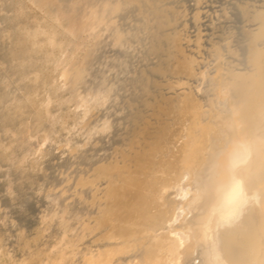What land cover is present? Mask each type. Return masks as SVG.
Wrapping results in <instances>:
<instances>
[{
    "label": "bare ground",
    "instance_id": "bare-ground-1",
    "mask_svg": "<svg viewBox=\"0 0 264 264\" xmlns=\"http://www.w3.org/2000/svg\"><path fill=\"white\" fill-rule=\"evenodd\" d=\"M169 1L0 0V191L41 194L56 159L78 178L29 233L24 204L16 217L0 204V264H264V8L194 76L186 8ZM232 1L221 15L245 20Z\"/></svg>",
    "mask_w": 264,
    "mask_h": 264
},
{
    "label": "rangeland",
    "instance_id": "rangeland-1",
    "mask_svg": "<svg viewBox=\"0 0 264 264\" xmlns=\"http://www.w3.org/2000/svg\"><path fill=\"white\" fill-rule=\"evenodd\" d=\"M180 1L182 2H175V4L173 3V5L176 7L181 6L180 10L182 11H184V8H186V12L181 18V21L179 22L180 25L177 26L176 28L179 27L181 30L182 37L184 40L183 45H184L185 53L192 55L198 59V63L192 69V73L194 76H198L199 73L203 71L205 64L210 60L211 58V52L209 49L210 45H212L213 43L214 44L219 43L223 39V36L225 35V31L228 28H230L231 32L234 33V36L236 37H241L242 33L250 32L254 30L256 23H254L253 21L252 12L258 8L259 9L264 8V0H246L245 2H242V4H246L249 6L248 15L245 18V20H243L240 18L237 11L229 12L227 17H223L221 15V12H223V10L226 7H228L229 9L232 7V4L234 3V1L232 0H180ZM195 1H198L197 6L194 5ZM169 2L172 3V0ZM179 3L180 5H178ZM192 13H197L200 17L198 27H195V25H193V23L190 22ZM181 22H186L187 27L186 28L182 27ZM211 29L213 30L212 35H210ZM197 32H200V35L202 37L201 46L199 48L193 47L191 45V43L195 40ZM0 75H1L0 78H2L3 77L2 74ZM165 91H167V93L173 95L174 97H180V96L189 97L190 95L197 93L195 86L182 87L181 89L178 88L173 89L171 87H166ZM59 140H61V138ZM43 144L44 142H40V145ZM59 144L60 141L57 147L59 146ZM55 152L56 155L61 154L60 149L56 150ZM46 160L48 161L49 159L48 158L45 159L44 166ZM53 162L56 163L57 169L52 168L51 165L53 164ZM50 163L49 164L48 162L46 163V166L48 165V169H49V177L47 179H42L40 181V184L44 186V190L41 194L32 193L31 191L33 190H30L31 187H29L28 185H25V187H23V190L24 188L29 187V189L27 188L28 190H24V191L23 190L21 191V189L17 188V185H14L15 187L13 186V190H14V194H16L14 195L15 199L18 198V195L19 198L15 200L16 202H14L13 200L12 202H10L11 203L10 204L9 202L7 203V199L4 196L5 192L0 191V204L4 206L7 205L8 208L11 207L10 205H12L14 208L11 207V209L9 208L8 211H12L13 216L15 217L18 216L17 212L19 209V205H21V203L22 205L24 204L23 205L24 207L21 206L20 208L26 210L28 216L26 218L17 220V227L21 228V230L24 233H29L31 230L38 228L40 226V224H37L38 221L37 218L42 214L48 215L46 221H57V218H55L54 215L57 213V211L59 212L62 209L61 207L54 209L48 205L47 202L53 199V197L51 196L52 195L51 191L53 189L61 188L65 185L73 186V184H75L78 179L75 176L73 177V179H70L68 181H63V179H60V177L63 178L69 171L67 165L63 163L60 164V159H56ZM6 168L7 167H5L4 169L6 170ZM1 176L2 175H0V177ZM1 178H0V182L4 180V178L2 179ZM26 191H27V196L25 195ZM18 192L20 194L22 192H25L24 194L22 193L24 196L21 194L22 196L21 198ZM72 192L73 190L71 189L70 193ZM63 227L72 228V231L82 228L81 225L76 224L72 219L65 220L63 222ZM70 245H72V249L75 250V254L72 255V257H78L79 256L78 252L81 250L79 240L73 238V240L70 242ZM78 264H82V263H78Z\"/></svg>",
    "mask_w": 264,
    "mask_h": 264
},
{
    "label": "snow or ice",
    "instance_id": "snow-or-ice-1",
    "mask_svg": "<svg viewBox=\"0 0 264 264\" xmlns=\"http://www.w3.org/2000/svg\"><path fill=\"white\" fill-rule=\"evenodd\" d=\"M239 194H240L239 193V186L236 185L230 190L228 195L225 197V205L232 209V213L231 214L235 213Z\"/></svg>",
    "mask_w": 264,
    "mask_h": 264
}]
</instances>
